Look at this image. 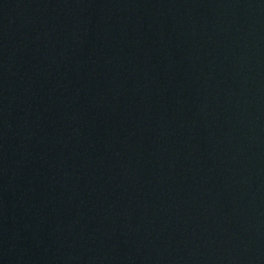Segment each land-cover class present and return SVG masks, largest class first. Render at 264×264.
<instances>
[{"label":"water","instance_id":"water-1","mask_svg":"<svg viewBox=\"0 0 264 264\" xmlns=\"http://www.w3.org/2000/svg\"><path fill=\"white\" fill-rule=\"evenodd\" d=\"M0 264H264V0H0Z\"/></svg>","mask_w":264,"mask_h":264}]
</instances>
